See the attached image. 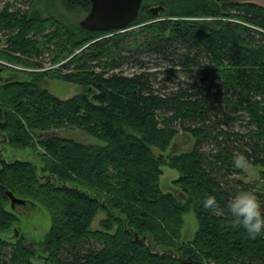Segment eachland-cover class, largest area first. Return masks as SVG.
<instances>
[{
  "label": "trees",
  "instance_id": "1",
  "mask_svg": "<svg viewBox=\"0 0 264 264\" xmlns=\"http://www.w3.org/2000/svg\"><path fill=\"white\" fill-rule=\"evenodd\" d=\"M62 1L69 11L90 10L88 0ZM164 5L174 10L163 15V6L153 15L142 3L124 31L108 36L9 2L0 10L6 36L0 58L43 69L33 81L0 75V133L13 148L42 149V172L62 183L41 177L29 161H0V233L19 222L7 209V191L39 201L52 220L43 243L49 264H264V235L246 239L225 208L245 190L264 212V184L230 178L240 172L234 154L242 153L243 163L262 169L264 181V6L232 0ZM46 53L56 67L44 68ZM144 55L192 81L155 89L157 72L145 66ZM125 65L138 68L125 74ZM44 77L87 92L60 99ZM178 126L189 147L177 142ZM62 129L103 145L44 135ZM162 165L180 174L174 187L184 200L160 185ZM206 195L216 197L224 214L203 210ZM189 206L198 229L187 242L180 235ZM99 212L106 218L92 230ZM32 257L22 240L0 239V264H33Z\"/></svg>",
  "mask_w": 264,
  "mask_h": 264
},
{
  "label": "rangeland",
  "instance_id": "2",
  "mask_svg": "<svg viewBox=\"0 0 264 264\" xmlns=\"http://www.w3.org/2000/svg\"><path fill=\"white\" fill-rule=\"evenodd\" d=\"M33 2L30 3L29 2ZM162 0H143V7L147 6V9L150 7L164 6L165 10L161 13L166 15L171 10H174L173 7H168L164 5L166 2L169 3H177L180 0H165V3L160 4ZM238 2H250L257 5L264 6V0H232ZM7 2L13 3L15 6H19L21 9H28L30 15L38 12L42 16L55 15V17L63 18L64 22L72 23L75 25H79V22L86 16L85 13L75 12L66 10L62 6V0H20L15 2V0H0V10L4 4ZM30 6V7H29ZM173 6V5H172ZM159 13L160 16H163ZM163 18V17H162ZM191 21H203L209 20L208 18H198V17H188L184 18ZM132 27L131 29H133ZM124 31V30H123ZM110 35V32H107L106 35ZM5 31H0V50H5ZM143 62L147 68H150L152 71L157 72V80L153 83L154 88L167 92L170 90H176L178 88H182L186 83L192 81L191 78H188V75L184 72L175 69V72H170L168 69V64L165 61H161L160 59H156L155 57L143 56ZM42 61L44 62V68L56 67L50 65V56L46 53L42 56ZM61 63L64 60L60 61ZM138 65H125L122 70L125 74H131L135 70H137ZM43 69H36L32 67H28L22 64H18L15 62L7 61L3 58H0V75L5 80L10 81H33V77L36 74H40ZM194 80V79H193ZM43 85H45L51 94L54 96L66 100L70 99L76 95L87 92L85 87H82L77 84L44 77V81H42ZM179 130L177 142L180 143L184 147H189L190 142L187 134L182 132L181 127H177ZM44 135H58L63 138L73 139L75 141L87 144V145H103L102 142L94 139L93 137L84 134L80 130H72V129H62V130H53L45 133ZM44 151L42 149L31 150L30 148L26 149H16L9 146L4 137L0 133V161H14V160H26L31 162L37 167V172L41 177L48 178L51 182L56 185H62V183L57 180L55 177L50 176L47 172H42L43 164L40 159V155L43 154ZM241 167L237 168L240 170L239 173H233L230 178H237L241 181L247 182L249 184H253L255 181L258 182L259 185L264 184V181L261 179V168L254 167L248 164L241 162ZM162 175L160 176V185L163 186L164 190H168L170 188H175L174 181L180 177V174L170 169L166 165H162L161 167ZM36 204L35 208L25 209L21 206H17L14 210H12L18 217L19 222L14 227V229H10L7 233H0V239L9 242L15 243L17 240H22L27 247L33 251V257L31 258V262L33 264H49L46 260L47 254L44 251L43 243L46 239L47 233L51 228V216L49 211L44 207L39 201L33 199ZM8 210L11 211L10 201ZM106 218V214L103 212H99L95 219L91 224V229L96 230L100 228V221ZM184 226L181 230L180 239L183 241H191L197 232L198 229V221L194 214V211L191 206L187 208L186 213L183 215ZM15 230H18L17 239H13Z\"/></svg>",
  "mask_w": 264,
  "mask_h": 264
},
{
  "label": "water",
  "instance_id": "3",
  "mask_svg": "<svg viewBox=\"0 0 264 264\" xmlns=\"http://www.w3.org/2000/svg\"><path fill=\"white\" fill-rule=\"evenodd\" d=\"M90 10L86 16L79 22V26L91 32H112L122 31L130 25L137 17L143 0H88ZM163 6L149 8L150 14H157L162 11ZM170 189V188H169ZM172 193L178 200H184L185 195L176 188H171ZM10 201V208L14 210L17 206L25 209L35 208L36 204L17 198L11 192H6ZM137 238V234L134 233ZM15 236H18V230H15ZM145 240V238H142Z\"/></svg>",
  "mask_w": 264,
  "mask_h": 264
},
{
  "label": "clouds",
  "instance_id": "4",
  "mask_svg": "<svg viewBox=\"0 0 264 264\" xmlns=\"http://www.w3.org/2000/svg\"><path fill=\"white\" fill-rule=\"evenodd\" d=\"M242 153L234 154L233 166L240 168L241 162L246 161ZM202 208L211 211L216 215L224 214L213 195H206L202 201ZM227 213L232 218V226L242 228L246 239L255 240L264 235V212L261 210V203L258 197L250 191H239L225 205Z\"/></svg>",
  "mask_w": 264,
  "mask_h": 264
},
{
  "label": "flooded vegetation",
  "instance_id": "5",
  "mask_svg": "<svg viewBox=\"0 0 264 264\" xmlns=\"http://www.w3.org/2000/svg\"><path fill=\"white\" fill-rule=\"evenodd\" d=\"M13 238L17 239V236H15V234H14V237Z\"/></svg>",
  "mask_w": 264,
  "mask_h": 264
}]
</instances>
